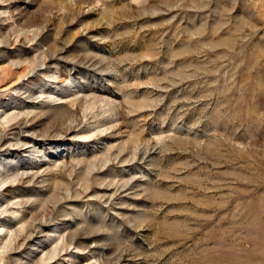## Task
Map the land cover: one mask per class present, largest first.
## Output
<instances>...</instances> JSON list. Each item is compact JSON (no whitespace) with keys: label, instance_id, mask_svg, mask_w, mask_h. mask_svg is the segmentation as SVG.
Instances as JSON below:
<instances>
[{"label":"rangeland","instance_id":"obj_1","mask_svg":"<svg viewBox=\"0 0 264 264\" xmlns=\"http://www.w3.org/2000/svg\"><path fill=\"white\" fill-rule=\"evenodd\" d=\"M0 264H264V0H0Z\"/></svg>","mask_w":264,"mask_h":264}]
</instances>
